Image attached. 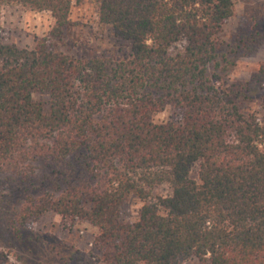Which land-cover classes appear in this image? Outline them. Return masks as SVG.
Instances as JSON below:
<instances>
[{
    "label": "trees",
    "instance_id": "obj_1",
    "mask_svg": "<svg viewBox=\"0 0 264 264\" xmlns=\"http://www.w3.org/2000/svg\"><path fill=\"white\" fill-rule=\"evenodd\" d=\"M97 3V23L128 55L72 41V0H0V174L57 167L38 173L51 189L27 197L20 222L47 212L68 230L88 222L102 264H264V65L229 80L264 44V19L225 40L234 0ZM12 6L53 20L32 48L3 41ZM69 42L82 53L64 52ZM167 106L179 119L154 123Z\"/></svg>",
    "mask_w": 264,
    "mask_h": 264
},
{
    "label": "rangeland",
    "instance_id": "obj_2",
    "mask_svg": "<svg viewBox=\"0 0 264 264\" xmlns=\"http://www.w3.org/2000/svg\"><path fill=\"white\" fill-rule=\"evenodd\" d=\"M97 18V0H72L70 19L76 25L73 27V36L69 38L73 41L90 37L94 39V51L106 56L128 55L129 44L116 42L108 28L97 23ZM257 18L264 19V0H234V15L224 26V39L229 40L234 35L248 30L249 20ZM2 22L3 41L19 48H32L36 39L46 35L53 26L49 14L22 6L6 8ZM61 49L73 55H79L83 51L80 46L72 47L70 42ZM263 65L264 44L254 56L238 62L229 80L251 81ZM257 96L258 94L254 97ZM33 99L43 103L48 101V97L42 95H34ZM248 108L258 109L253 104ZM179 117L176 109L167 106L162 112L154 114L152 120L154 123H166ZM44 165L45 162H37V170L33 173H50L51 168L57 169L52 163L45 169ZM197 172L198 163L191 168L192 179L197 180ZM33 173L21 171L17 176L0 174V264H67V258L73 256L76 251L79 258L77 264H102L91 248L98 230L88 222H76L72 229L68 230L63 227L60 217L52 212L29 218L24 223L20 222L18 215L27 197L37 199L50 188L40 185L39 174L37 177ZM167 192L166 186L159 188V193ZM140 207L141 203L137 199H130L126 204V218L132 222L136 221Z\"/></svg>",
    "mask_w": 264,
    "mask_h": 264
}]
</instances>
